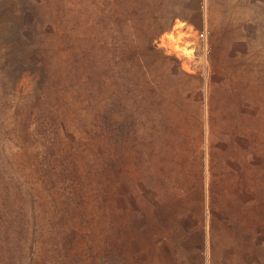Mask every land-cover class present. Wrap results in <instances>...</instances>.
<instances>
[{
    "label": "rangeland",
    "instance_id": "1",
    "mask_svg": "<svg viewBox=\"0 0 264 264\" xmlns=\"http://www.w3.org/2000/svg\"><path fill=\"white\" fill-rule=\"evenodd\" d=\"M0 264H264V0H0Z\"/></svg>",
    "mask_w": 264,
    "mask_h": 264
}]
</instances>
